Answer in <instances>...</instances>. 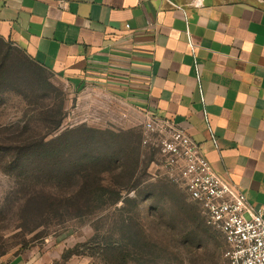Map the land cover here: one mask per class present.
I'll return each instance as SVG.
<instances>
[{"label": "crops", "instance_id": "obj_1", "mask_svg": "<svg viewBox=\"0 0 264 264\" xmlns=\"http://www.w3.org/2000/svg\"><path fill=\"white\" fill-rule=\"evenodd\" d=\"M0 38L125 119L172 121L264 214V0H0Z\"/></svg>", "mask_w": 264, "mask_h": 264}, {"label": "rangeland", "instance_id": "obj_2", "mask_svg": "<svg viewBox=\"0 0 264 264\" xmlns=\"http://www.w3.org/2000/svg\"><path fill=\"white\" fill-rule=\"evenodd\" d=\"M122 111L0 41V256L37 254L41 264H227L224 237L189 200L155 135ZM72 129L85 132L83 140L48 158L46 143ZM85 157L100 160L88 171L94 193L83 188L84 167L76 179L61 175L60 167Z\"/></svg>", "mask_w": 264, "mask_h": 264}, {"label": "built area", "instance_id": "obj_3", "mask_svg": "<svg viewBox=\"0 0 264 264\" xmlns=\"http://www.w3.org/2000/svg\"><path fill=\"white\" fill-rule=\"evenodd\" d=\"M144 129L155 135L172 173L181 174L188 198L200 207L206 224L224 237L227 264H264L262 210L215 173L199 145L172 121L148 113Z\"/></svg>", "mask_w": 264, "mask_h": 264}, {"label": "trees", "instance_id": "obj_4", "mask_svg": "<svg viewBox=\"0 0 264 264\" xmlns=\"http://www.w3.org/2000/svg\"><path fill=\"white\" fill-rule=\"evenodd\" d=\"M0 41H4V40L2 38H0ZM26 58L31 63H34L27 56H26ZM34 64L37 65L36 63H34ZM62 122H63V116L61 114V117L55 123L53 129L51 130V133L59 130V128L62 125ZM86 132H88V131H86ZM51 133H49V134H51ZM84 133L83 132L79 133L78 130H73V129L67 130V131L61 133L58 137H56L55 139L46 143L45 147H46L47 157L53 158L54 160H56L61 155H63L65 152H67V150L70 147L74 146L78 141H82L84 138ZM85 158H88V159L87 160H85L84 158L81 160L75 159L74 161H72V163L69 165V167L67 169L59 166L60 170H61V175L65 178L76 179L77 176H80V175H77L78 173L77 174L75 173L76 170H78V168L84 167V170L83 169L82 170L85 174L81 177L82 182H83V188H85V189L89 188V189H91V192L94 193V190H96V187L94 184L96 182H94L93 176L91 174H89L88 171H91L93 167L96 168V166H99L100 160L98 158H89V157H85ZM111 166H112V164H111ZM56 173L57 172H53V174H56ZM100 189L108 192V190L104 187H100ZM95 200H96V198H95Z\"/></svg>", "mask_w": 264, "mask_h": 264}]
</instances>
